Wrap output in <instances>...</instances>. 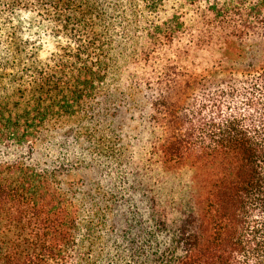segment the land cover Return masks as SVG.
Segmentation results:
<instances>
[{
	"label": "trees",
	"instance_id": "trees-1",
	"mask_svg": "<svg viewBox=\"0 0 264 264\" xmlns=\"http://www.w3.org/2000/svg\"><path fill=\"white\" fill-rule=\"evenodd\" d=\"M28 20L63 42L45 62ZM116 71L163 114L166 171L192 169L186 207L152 196L168 255L140 244L138 264H264V0H0V145L26 153L0 158V264H84L72 183L38 145L96 124Z\"/></svg>",
	"mask_w": 264,
	"mask_h": 264
},
{
	"label": "rangeland",
	"instance_id": "rangeland-1",
	"mask_svg": "<svg viewBox=\"0 0 264 264\" xmlns=\"http://www.w3.org/2000/svg\"><path fill=\"white\" fill-rule=\"evenodd\" d=\"M40 26L37 20H28L23 30L45 62L63 42ZM134 81L127 72L122 76L119 71L111 74L108 100L103 103L99 98L95 105L100 113L98 122L93 124L88 118L83 121L87 134L66 138L69 128H59L48 133L54 138L38 145L39 164L55 168L65 182L72 183L84 223L79 230L84 264H138L136 258L141 254L136 257L135 253L142 245L145 250L168 255L169 232L157 230L152 196H158L163 203L168 199L174 206L186 207L192 169L177 165L166 171L155 148L162 136L163 114L151 106V91L141 90ZM2 83L5 88L0 89V94L2 89L14 87L9 74ZM61 137L62 143L57 141ZM20 150V145L3 143L0 158L20 157L25 153ZM166 260L164 256L157 264H167Z\"/></svg>",
	"mask_w": 264,
	"mask_h": 264
}]
</instances>
